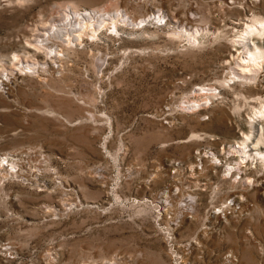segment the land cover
Listing matches in <instances>:
<instances>
[{"label": "rangeland", "instance_id": "obj_1", "mask_svg": "<svg viewBox=\"0 0 264 264\" xmlns=\"http://www.w3.org/2000/svg\"><path fill=\"white\" fill-rule=\"evenodd\" d=\"M73 8L98 35L37 48ZM256 19L264 0H0V264H264V161L227 152L264 151V57L233 73Z\"/></svg>", "mask_w": 264, "mask_h": 264}, {"label": "bare ground", "instance_id": "obj_2", "mask_svg": "<svg viewBox=\"0 0 264 264\" xmlns=\"http://www.w3.org/2000/svg\"><path fill=\"white\" fill-rule=\"evenodd\" d=\"M81 11H84V13ZM96 12L97 11L94 9H90L88 11H85V8L84 10H79L77 8H73V10L69 9L63 15V19L60 24H55L53 26H50L47 29V31H44V33H41L39 35V39H38L39 42L36 43L35 46L37 48L47 47L49 51H55L51 48V44H50V40L53 37H57L58 39L61 40L62 43H66L68 45L75 41L78 42L81 41L83 34L91 33L92 35L95 34L98 35L97 32L99 30L101 23L103 22V19L100 20L98 15H96ZM118 21L119 19H115V18L112 19V23L115 26V28L117 26ZM141 21H144V19H141ZM244 25L245 26L244 27L242 26L241 28L242 33L239 34V37L237 39V41L242 43V46L245 49V51L242 52L244 53V55L240 57L241 62L239 63V66L241 67V69H237L236 72L233 73H235L234 77L250 79V77L252 76L247 75L246 72L247 70H252V68L255 67L259 68L262 65L264 50H262L259 46H256V49H252L249 40L251 39L253 40L254 35L261 34L264 32V21L256 19L254 22L251 23L245 22ZM59 51L61 52L62 50ZM15 58L17 62H22V59L20 57L15 56ZM27 64L28 67L33 68L31 67V65H33L34 63H27ZM24 67L26 66H23V68ZM255 70L257 69L255 68ZM7 74L8 75L4 76L5 78L3 76H0V86L2 88H4V85H8L10 88L11 82H13L12 80L16 81V77L12 75V73H7ZM213 89L214 88L208 86L207 87L199 86V88H196L195 91H201V93H198L199 95H202L204 99L211 100L210 98L214 94L212 92ZM203 98L201 97V99ZM197 100H194V102ZM199 104L200 102L197 103V105ZM190 106H194V105H190ZM253 112L254 113L251 116V118L253 119L252 122H254L258 117H264V105H261L258 109H254ZM252 136H253L252 133L249 135L247 134L246 137H244V139H242V141L238 142L236 145L232 144L228 146L227 152L239 153L240 161L237 162L238 166H240L241 163H244L248 158L250 159L252 158L260 162L264 161V151H261L257 148H249V140ZM257 141H260V138H256V142ZM201 156L209 157L212 161L211 163H215L219 161L218 152L217 153L210 152V156H206V152L204 151L202 154L200 153V157L198 158L199 160L201 159ZM0 164L4 165L3 163ZM9 165H11V167H14V165H12V162L9 163L8 165L6 164V166ZM230 168L231 167L229 166L228 169L230 170ZM81 264H86V263H81Z\"/></svg>", "mask_w": 264, "mask_h": 264}, {"label": "built area", "instance_id": "obj_3", "mask_svg": "<svg viewBox=\"0 0 264 264\" xmlns=\"http://www.w3.org/2000/svg\"><path fill=\"white\" fill-rule=\"evenodd\" d=\"M1 161H8V157L5 155V156H2L0 157Z\"/></svg>", "mask_w": 264, "mask_h": 264}]
</instances>
